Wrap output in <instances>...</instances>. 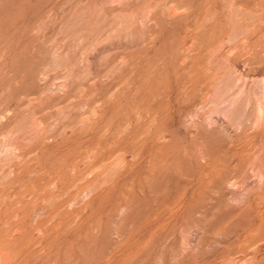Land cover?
Here are the masks:
<instances>
[{
  "label": "rangeland",
  "instance_id": "obj_1",
  "mask_svg": "<svg viewBox=\"0 0 264 264\" xmlns=\"http://www.w3.org/2000/svg\"><path fill=\"white\" fill-rule=\"evenodd\" d=\"M0 264H264V0H0Z\"/></svg>",
  "mask_w": 264,
  "mask_h": 264
},
{
  "label": "bare ground",
  "instance_id": "obj_2",
  "mask_svg": "<svg viewBox=\"0 0 264 264\" xmlns=\"http://www.w3.org/2000/svg\"><path fill=\"white\" fill-rule=\"evenodd\" d=\"M254 235H256V234H254ZM254 235H252V236H254ZM252 236H249V237L252 238ZM257 236H258V234L256 236H254V237H257Z\"/></svg>",
  "mask_w": 264,
  "mask_h": 264
}]
</instances>
